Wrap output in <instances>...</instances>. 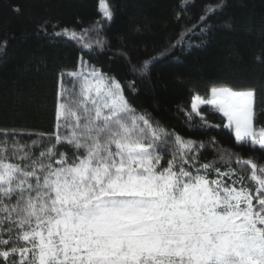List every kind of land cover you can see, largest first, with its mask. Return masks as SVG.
<instances>
[{
    "label": "snow or ice",
    "instance_id": "snow-or-ice-1",
    "mask_svg": "<svg viewBox=\"0 0 264 264\" xmlns=\"http://www.w3.org/2000/svg\"><path fill=\"white\" fill-rule=\"evenodd\" d=\"M222 6L207 5L199 20ZM98 7L105 20L113 18L108 0ZM196 27L185 28L171 47ZM53 29L45 35L67 37L88 54L103 47L89 35L99 36L96 25ZM152 59L132 65L133 72L146 74ZM134 83L127 82L130 90ZM191 91L190 111L181 107L186 127H212L201 113L211 106L237 145L264 150L254 88L210 84L204 95ZM0 135L35 136L27 146L14 139L12 157L0 148V264H264V164L212 140L219 151L200 162L205 142L138 112L122 83L83 56L75 70L59 73L54 132ZM62 144L71 155L59 150ZM248 169L254 188L245 183Z\"/></svg>",
    "mask_w": 264,
    "mask_h": 264
},
{
    "label": "trees",
    "instance_id": "trees-1",
    "mask_svg": "<svg viewBox=\"0 0 264 264\" xmlns=\"http://www.w3.org/2000/svg\"><path fill=\"white\" fill-rule=\"evenodd\" d=\"M219 2L187 0L181 9L180 0H108L113 18L105 20L98 0H0V43L7 41L0 50V129L54 132L59 73L75 70L83 56L122 83L138 112L151 114L185 138L205 142L200 162H208L219 151L215 143L208 144L212 140L264 164V150L237 145L226 118L211 106H202L201 113L212 127L192 131L184 123L181 107L190 111L191 90L204 95L210 84H227L255 89V123L264 126V0H222L223 6L201 22L205 7ZM53 25L57 32L64 27L81 32L96 25L99 36L89 35L100 39L103 47L88 54L67 37L45 35L44 29L52 33ZM191 25L198 27L171 47ZM149 59L146 74L133 72L132 65ZM128 81L135 82L131 90ZM14 139L27 146L35 136L0 135V148L7 147L9 157ZM58 148L71 155L69 145ZM249 172H244L245 183L254 188Z\"/></svg>",
    "mask_w": 264,
    "mask_h": 264
},
{
    "label": "rangeland",
    "instance_id": "rangeland-1",
    "mask_svg": "<svg viewBox=\"0 0 264 264\" xmlns=\"http://www.w3.org/2000/svg\"><path fill=\"white\" fill-rule=\"evenodd\" d=\"M65 83H68L69 86H70V81H68V78H67V77H65ZM231 131H232V130H231Z\"/></svg>",
    "mask_w": 264,
    "mask_h": 264
}]
</instances>
